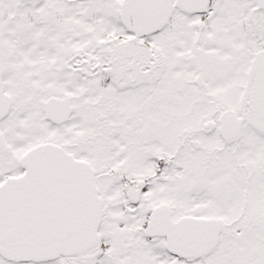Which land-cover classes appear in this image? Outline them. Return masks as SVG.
Listing matches in <instances>:
<instances>
[{"label": "snow or ice", "instance_id": "1", "mask_svg": "<svg viewBox=\"0 0 264 264\" xmlns=\"http://www.w3.org/2000/svg\"><path fill=\"white\" fill-rule=\"evenodd\" d=\"M0 264H264V0H0Z\"/></svg>", "mask_w": 264, "mask_h": 264}]
</instances>
